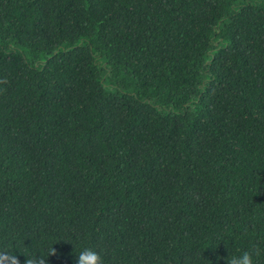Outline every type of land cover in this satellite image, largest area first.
<instances>
[{"label":"trees","instance_id":"obj_1","mask_svg":"<svg viewBox=\"0 0 264 264\" xmlns=\"http://www.w3.org/2000/svg\"><path fill=\"white\" fill-rule=\"evenodd\" d=\"M85 247L264 264V0H0V253Z\"/></svg>","mask_w":264,"mask_h":264},{"label":"clouds","instance_id":"obj_2","mask_svg":"<svg viewBox=\"0 0 264 264\" xmlns=\"http://www.w3.org/2000/svg\"><path fill=\"white\" fill-rule=\"evenodd\" d=\"M49 254H54L53 248L51 249ZM75 256V264H103L99 253L91 247L83 248ZM17 261V255L15 254L9 252L0 253V264H17ZM26 264H31V262L27 261ZM227 264H254L253 255L248 251H245L243 254L236 256H229L228 254Z\"/></svg>","mask_w":264,"mask_h":264}]
</instances>
